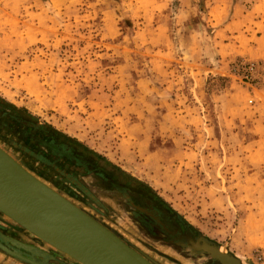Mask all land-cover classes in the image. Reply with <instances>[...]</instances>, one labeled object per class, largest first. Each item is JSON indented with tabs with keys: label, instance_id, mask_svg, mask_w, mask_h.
<instances>
[{
	"label": "rangeland",
	"instance_id": "obj_1",
	"mask_svg": "<svg viewBox=\"0 0 264 264\" xmlns=\"http://www.w3.org/2000/svg\"><path fill=\"white\" fill-rule=\"evenodd\" d=\"M0 97L151 180L242 264H264V0H0ZM9 122L0 145L49 180ZM118 228L154 264L212 259ZM0 243L15 253L0 248V264H80L1 211Z\"/></svg>",
	"mask_w": 264,
	"mask_h": 264
},
{
	"label": "crops",
	"instance_id": "obj_2",
	"mask_svg": "<svg viewBox=\"0 0 264 264\" xmlns=\"http://www.w3.org/2000/svg\"><path fill=\"white\" fill-rule=\"evenodd\" d=\"M12 108L2 107L0 115L8 118L9 124L13 122L12 125L20 127L16 133L28 134L27 143L33 142L35 149L55 161L49 167V180L42 177L41 170L26 168L120 239V226L134 230L137 228L148 235L150 231L147 223L150 217L157 220L155 217L158 214L163 215L169 223L180 220L193 228L171 207L151 180L132 173L130 168L110 158L99 146H89V142L84 141L79 134H67L57 126L43 123L18 104ZM41 152L39 154L43 155Z\"/></svg>",
	"mask_w": 264,
	"mask_h": 264
},
{
	"label": "water",
	"instance_id": "obj_3",
	"mask_svg": "<svg viewBox=\"0 0 264 264\" xmlns=\"http://www.w3.org/2000/svg\"><path fill=\"white\" fill-rule=\"evenodd\" d=\"M20 122L30 124L18 119ZM0 211L80 264H154L83 209L37 177L0 145ZM175 242L220 264H242L220 247L191 239ZM0 248L15 253L0 243ZM30 264H42L18 256Z\"/></svg>",
	"mask_w": 264,
	"mask_h": 264
},
{
	"label": "flooded vegetation",
	"instance_id": "obj_4",
	"mask_svg": "<svg viewBox=\"0 0 264 264\" xmlns=\"http://www.w3.org/2000/svg\"><path fill=\"white\" fill-rule=\"evenodd\" d=\"M9 127L11 128V126H9ZM13 128L14 127H12V129ZM18 128H20V127H17L15 129V132H18ZM26 141H29L28 134H18L17 133V141L15 142L16 146L21 145L20 149L25 155L32 157L35 162L44 166V168L50 170V168H51L50 165L51 164L53 165L55 163L54 159H52V157L49 155L48 156L44 155L38 149H35V147H34L35 144L33 142H31V144H29V142L27 143ZM17 148H19V147L17 146ZM40 152L43 155H40L39 154ZM150 218L151 219H149V221L147 223L148 230L150 231V233H148V235H150V236L151 235L156 236V238H158V239H162L164 241H171V242L175 239L177 241H186L189 244H191L190 240L194 239L195 241L199 240L200 243L206 242V243L213 245L211 242L207 241L202 235L198 234L193 228H190L189 226H187L184 222H182L180 220L173 221V224H174L173 225L172 223H169V220H167V219L165 220L164 216L161 214H160V216L158 214V217H155L157 220H155L153 217H150ZM179 247H181V246H179ZM181 248L186 249L185 247H181ZM34 253H36V252H34ZM18 254H20V253H18ZM41 260H42V262H44L46 264H50L48 258H46V260H44V259H41ZM206 264H219V263L216 262L215 260L209 259L206 262Z\"/></svg>",
	"mask_w": 264,
	"mask_h": 264
},
{
	"label": "built area",
	"instance_id": "obj_5",
	"mask_svg": "<svg viewBox=\"0 0 264 264\" xmlns=\"http://www.w3.org/2000/svg\"><path fill=\"white\" fill-rule=\"evenodd\" d=\"M254 66H255L254 63H251L246 67L244 71V74H246V78L251 79L250 76H247V75L249 74L252 76V73H253L252 69L254 68Z\"/></svg>",
	"mask_w": 264,
	"mask_h": 264
},
{
	"label": "trees",
	"instance_id": "obj_6",
	"mask_svg": "<svg viewBox=\"0 0 264 264\" xmlns=\"http://www.w3.org/2000/svg\"><path fill=\"white\" fill-rule=\"evenodd\" d=\"M219 80H224V78L223 77H219ZM0 103L2 104V105L0 104V109H1L3 107V105L5 106V100H4V98L0 97ZM9 105H11V104H9Z\"/></svg>",
	"mask_w": 264,
	"mask_h": 264
},
{
	"label": "bare ground",
	"instance_id": "obj_7",
	"mask_svg": "<svg viewBox=\"0 0 264 264\" xmlns=\"http://www.w3.org/2000/svg\"><path fill=\"white\" fill-rule=\"evenodd\" d=\"M220 252H221V253H225L221 248H220Z\"/></svg>",
	"mask_w": 264,
	"mask_h": 264
}]
</instances>
